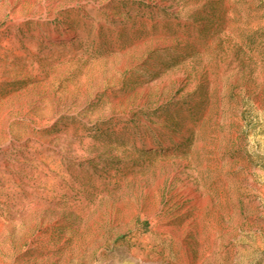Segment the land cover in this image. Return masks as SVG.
I'll use <instances>...</instances> for the list:
<instances>
[{"label": "rangeland", "instance_id": "374dc122", "mask_svg": "<svg viewBox=\"0 0 264 264\" xmlns=\"http://www.w3.org/2000/svg\"><path fill=\"white\" fill-rule=\"evenodd\" d=\"M0 264H264V0H0Z\"/></svg>", "mask_w": 264, "mask_h": 264}, {"label": "bare ground", "instance_id": "6f19581e", "mask_svg": "<svg viewBox=\"0 0 264 264\" xmlns=\"http://www.w3.org/2000/svg\"><path fill=\"white\" fill-rule=\"evenodd\" d=\"M183 195L185 196H189L190 198H193L195 200H197V196L193 193L192 189L187 188L184 192Z\"/></svg>", "mask_w": 264, "mask_h": 264}]
</instances>
